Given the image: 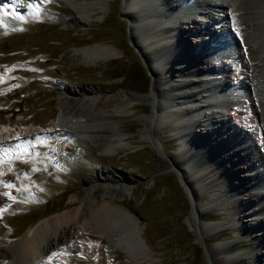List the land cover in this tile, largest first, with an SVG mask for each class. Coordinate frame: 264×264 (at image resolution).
<instances>
[{
    "label": "rangeland",
    "instance_id": "374dc122",
    "mask_svg": "<svg viewBox=\"0 0 264 264\" xmlns=\"http://www.w3.org/2000/svg\"><path fill=\"white\" fill-rule=\"evenodd\" d=\"M29 1L18 0L20 8L27 11ZM124 1L43 0L24 26L19 20L0 14L11 27L9 34L0 35V69L8 76L0 83V120H12L18 130L22 129L23 136L27 129L49 126L66 105L78 106L84 115L80 121L66 115L63 125L51 129L53 133L56 131L53 139L24 140L22 146L29 152L17 157L14 166L5 163V171L16 181L15 196L28 197L30 201L26 205L17 203L4 208L3 215L0 213V225L4 228L0 237L22 235L41 221L80 208L93 187L94 200H89L85 208H95L104 201L108 185L117 182L118 186L123 184L126 188L117 201L137 220L141 247L136 244L133 223L127 216L120 215L113 219V228L105 224L103 238L106 241L93 245L85 254L81 253L83 245H72L70 250L65 248L58 256L61 264H264V240L256 237L264 232L261 223L264 212L260 213L259 206L248 203L244 189L235 190L234 186L240 181L231 170L237 164L227 147L229 131L219 121L200 122V127L196 126L207 133L206 141L210 145L208 148L205 143H199V147L205 149L201 159L207 161L213 171L204 181L209 182L219 175L226 178L230 173L234 176L231 178L234 186L226 189L222 197L211 190L204 191L194 212L193 195L184 179L185 169L191 173L190 165L184 157L197 151L193 146L181 145L176 130L156 122L154 108L163 100L152 94L156 80L150 67L153 48H144L135 42L132 26L130 30L128 27ZM210 11L216 13L214 8ZM200 31L198 25L190 33L183 32L184 41L192 38L199 45L205 43L202 36L208 38L209 35ZM177 42L168 45L176 47ZM95 44H112L122 52L89 64L80 50ZM166 50L172 55L173 50ZM181 50L175 52L183 58L179 60H185L187 51L181 53ZM189 50L196 52L193 48ZM170 63L163 64V70L168 67L171 72L162 75L167 89L177 88V83L183 82V77L178 76L183 66L177 60L172 63L174 66ZM170 78L173 80L169 81ZM176 88L172 90L181 91ZM115 94H128L133 98L134 107L129 112L109 109L130 146L113 153L106 148L104 152L91 139L82 137L65 150L60 141L62 134L94 135L92 130L103 120L102 115L88 108L89 104H83L84 100L102 95L99 104L104 106L106 99ZM169 101L172 106L173 102ZM146 119L151 128V140L143 137ZM248 123L247 130L256 135L257 118L252 117ZM220 140L225 143L221 145ZM254 145L259 159H244L248 164L247 172L253 181L264 184V145L259 146L256 141ZM253 166H259L257 171L252 170ZM104 175L112 182L106 181ZM254 191L263 190L256 187ZM216 196L220 198L217 202ZM235 200L242 208L233 215L230 205ZM251 201L254 205V199ZM112 239H118L134 253L144 254L135 261L116 249Z\"/></svg>",
    "mask_w": 264,
    "mask_h": 264
},
{
    "label": "bare ground",
    "instance_id": "6f19581e",
    "mask_svg": "<svg viewBox=\"0 0 264 264\" xmlns=\"http://www.w3.org/2000/svg\"><path fill=\"white\" fill-rule=\"evenodd\" d=\"M42 1L30 0L29 9L24 11L20 8L18 0H0V14L17 19L21 26H24L29 17L35 14V9L42 4ZM64 1L71 2V0ZM185 1L188 2V0L124 1V11L131 18L133 35L136 37L135 42L138 46L153 48L150 55L152 58L150 67L156 80L152 87V94L155 98L159 97L160 101L163 100L162 104L157 103L154 108L157 113L156 122L160 121L163 126L171 128L172 131L176 130L181 138V145H185L184 147L196 148V153L193 151L185 154L184 157L190 165L191 173L185 169L184 179L193 195L194 212L198 210L204 191L211 190L222 197L226 189L229 190L232 185L234 186L231 179L234 176L231 177L230 173L226 175V178L219 175L209 182L204 181L205 177L208 178L213 174V171L211 165L201 159L205 149L202 147V150L199 145L205 143L208 148L210 145L207 142V133L203 128L198 129L196 126L200 127V122L212 124L219 121L229 131L228 143L230 145L228 144L227 147L230 150L229 154L235 158L233 160L237 164L231 170L240 181L234 186L235 190L244 189L248 203L252 206H259L260 213H262L264 212V193L254 191L260 183L253 181L250 177V173L247 172L248 164L244 159L254 161L253 157H256L255 159L258 160L254 142L256 141L259 146L262 143L264 145V0H189V4L184 5ZM179 6L183 8L180 7L177 10ZM210 8H214L216 13L213 14ZM191 15L195 16L191 17ZM2 19L0 18L1 36L11 32L10 23ZM158 22H162V25ZM209 23H213V26H209ZM198 25L201 28L200 32L209 35L208 38L202 36L205 43L199 45L192 38L184 41L183 37L186 35L182 33H190ZM214 33L217 36H214ZM176 40H178L176 47L168 45ZM168 48L173 50L172 55L167 53ZM189 48L195 49L196 52L188 51ZM179 49L183 50L181 53L187 51V54H184L185 60H181L183 58L180 53H178L179 56L176 54L175 51ZM119 50L112 44H95L82 48L80 52L89 59V64H94L98 60L118 56L119 52H122ZM176 60L179 65L183 66L178 74L183 77V82L177 83V88L172 86V89H181L179 92H175L171 87L167 89L168 85L162 78V75L171 73L168 67L164 68L165 71L163 70V64L171 61L170 65H173V61ZM7 77L3 69H0V83H4ZM168 98L173 102L172 106ZM216 98H221V100L217 102ZM101 99L102 95L92 98L89 96L83 103L89 104L88 108L102 115L103 120L95 126V131L92 130L94 135H87V133L84 135V132L83 134H62L60 141L65 150L82 137L91 139L100 150L108 148L112 153L130 146L109 109H116L115 112L118 113L129 112L134 107L132 96L112 95L106 99L104 106L99 104ZM242 99H245L247 106L244 105ZM77 107L66 105L62 114L49 126L35 130L27 129L23 136H21L22 129L18 130L12 120H0V213L2 215L4 208L13 207L17 203L26 205L30 201L28 197L15 196L16 181L11 173L5 171V163L9 162L14 166L17 157L29 152L22 146L24 140L29 142L34 138L53 139L56 131L53 133L51 129L63 125L66 115L80 121L84 115ZM252 117L257 118L256 135L246 128L247 123L252 121ZM146 125L143 137L151 140L148 120ZM219 143L222 145L225 141L220 140ZM200 159L202 164H199ZM258 167L253 166L252 170L257 171ZM104 179L112 182L107 175H104ZM112 183L113 185L111 183L108 185L104 201L95 208H85L89 200H94L95 187H93L88 190L80 208L41 221L22 235L0 237V264H5V262L6 264H61L58 256L65 248L69 249L75 244L83 245L84 249H81V253L85 254L93 245L106 241L103 238L105 224L109 223L113 228V219H118L120 215L127 216L133 223L134 230H132L136 234V244L141 247L142 239L138 235L137 220L131 211L122 208L117 201V197L122 195L126 188L122 186L123 184L118 186L117 182ZM219 197L216 198V202L220 199ZM251 199H254V205ZM230 208V212L236 215L237 210L242 206L238 200H235ZM81 217L83 221H80ZM261 221L264 224V218ZM3 230L4 228L0 225V232ZM256 237L264 240V232ZM111 242L116 249L123 251L135 261L138 256L144 254L134 253L129 246L119 243L118 239H112ZM226 260L229 259L226 258Z\"/></svg>",
    "mask_w": 264,
    "mask_h": 264
},
{
    "label": "water",
    "instance_id": "95a60500",
    "mask_svg": "<svg viewBox=\"0 0 264 264\" xmlns=\"http://www.w3.org/2000/svg\"><path fill=\"white\" fill-rule=\"evenodd\" d=\"M188 2H189V0H188ZM188 2L186 3V1H185L184 5L189 4ZM180 7L183 8L182 6H179L177 8V10H179ZM126 16H128V15H126ZM128 18H129L128 27H129V30H130V27H131L132 23H131V20H130V17L129 16H128ZM151 65H152V63H151ZM216 99H217V102H219V100H221V98H216ZM259 187H260V185L258 186V188ZM261 189L263 190V193H264V184L263 183H261ZM204 251H205V249H204Z\"/></svg>",
    "mask_w": 264,
    "mask_h": 264
},
{
    "label": "snow or ice",
    "instance_id": "6c2138e0",
    "mask_svg": "<svg viewBox=\"0 0 264 264\" xmlns=\"http://www.w3.org/2000/svg\"><path fill=\"white\" fill-rule=\"evenodd\" d=\"M5 264H6V262H5Z\"/></svg>",
    "mask_w": 264,
    "mask_h": 264
}]
</instances>
